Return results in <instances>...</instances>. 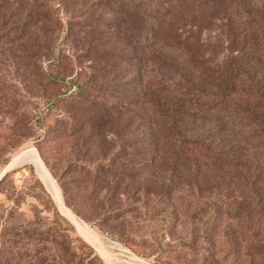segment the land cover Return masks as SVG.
<instances>
[{
  "label": "rangeland",
  "instance_id": "rangeland-1",
  "mask_svg": "<svg viewBox=\"0 0 264 264\" xmlns=\"http://www.w3.org/2000/svg\"><path fill=\"white\" fill-rule=\"evenodd\" d=\"M40 1L38 25L23 30L16 26L24 16L13 9L15 0L0 10V23L10 15L0 31V36L7 33L0 38V45L7 49L0 54V232L6 218L23 227L66 229L74 245L83 247L84 242L104 264H201L194 233L204 201L190 193L187 183L177 184L172 160L145 162L154 154L139 151L142 126L134 132L132 149L122 145V136L141 125L138 111L115 109L93 91L78 94V84L106 87L118 69L122 76L128 67L120 57H108V48L99 49V55L88 50L93 38L91 33L84 34L87 30L67 37L68 19L80 7L93 9L84 14L91 19H107L114 25V17H106L95 0ZM188 3L191 7L192 0ZM209 3L211 8L196 16L199 23L194 28L202 29L203 38L215 41L221 33L219 24L228 28L229 7L236 22L238 0ZM219 8H223V22L216 21ZM13 26L17 28L8 32ZM103 32L94 35H101L105 43L125 39L118 30ZM96 37L93 43L98 45ZM32 44L39 49L35 58L28 57ZM150 75L157 81L156 74ZM125 83L122 78L119 84L125 87ZM117 90L122 93L127 88ZM200 101L206 120L219 123L217 98ZM154 122L161 129L156 128V134L171 136L170 125ZM100 160L106 164L95 175L91 168ZM109 162L112 166H106ZM217 174L218 167L210 164L202 169L199 182L207 187ZM224 219L216 228L213 261L205 264H264V232L255 252L240 244V239L229 241L236 229L228 228Z\"/></svg>",
  "mask_w": 264,
  "mask_h": 264
},
{
  "label": "trees",
  "instance_id": "trees-1",
  "mask_svg": "<svg viewBox=\"0 0 264 264\" xmlns=\"http://www.w3.org/2000/svg\"><path fill=\"white\" fill-rule=\"evenodd\" d=\"M10 1L0 0V10ZM189 1L95 0L94 4L105 11L106 17L109 14L114 17V25L109 20L112 23L109 26L107 19L84 16L93 9L80 7L68 19L66 35L71 37L87 30L84 34L91 33L93 38L88 50L99 55V49L104 52L108 48L105 51L108 57H120L127 65L128 73L121 76L118 69L106 87L78 84V94L93 91L108 99L115 109L138 111L137 121L141 125L132 126L127 133L129 137L122 136V145L132 149L136 144L134 132L142 126L139 151L143 155L154 154L152 158L146 157L145 162L172 160L177 184L187 183L191 186L190 193L204 201L194 242L199 249L198 260L205 264L213 261L211 252L219 235L216 228L224 218L228 228L236 229L237 234L233 232L230 242L240 239V244L254 248L255 252L263 242L264 0H238L237 23H233L234 13L229 7L228 28L219 24L221 33L215 41L203 38L202 29L194 28L199 23L196 16L211 8L212 2L192 0L190 7ZM15 2L13 9H19L24 16L16 26L22 30L29 25L37 26L41 1ZM218 12H223V8ZM7 17L0 23V31L9 23L10 15ZM217 17L216 21L225 19L221 13ZM103 30L106 35L118 30L125 39L105 43L101 35H94L103 34ZM2 34L0 38L7 35ZM95 37L98 45L93 43ZM32 47L28 57L35 58L39 49L36 44ZM5 52V45H0V54ZM150 74H156L157 81ZM122 78L127 90L121 93L117 89H125L119 84ZM205 98H217L216 107L222 115L219 123L206 120V108L200 101ZM154 120L170 125L171 136L156 134L155 129H161ZM106 161L100 160L91 168L95 175ZM210 164L218 167L220 174L206 187L199 178L202 169ZM109 165L112 163L106 166ZM2 225L0 264H104L81 239L83 247L74 245L66 229L23 227L10 224L8 218Z\"/></svg>",
  "mask_w": 264,
  "mask_h": 264
},
{
  "label": "bare ground",
  "instance_id": "bare-ground-1",
  "mask_svg": "<svg viewBox=\"0 0 264 264\" xmlns=\"http://www.w3.org/2000/svg\"><path fill=\"white\" fill-rule=\"evenodd\" d=\"M38 166H39L40 168H42V165L39 164Z\"/></svg>",
  "mask_w": 264,
  "mask_h": 264
},
{
  "label": "water",
  "instance_id": "water-1",
  "mask_svg": "<svg viewBox=\"0 0 264 264\" xmlns=\"http://www.w3.org/2000/svg\"><path fill=\"white\" fill-rule=\"evenodd\" d=\"M6 172V171H5ZM5 172L3 174H5Z\"/></svg>",
  "mask_w": 264,
  "mask_h": 264
}]
</instances>
